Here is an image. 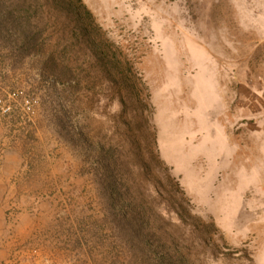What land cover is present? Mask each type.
Instances as JSON below:
<instances>
[{
  "label": "rangeland",
  "instance_id": "obj_1",
  "mask_svg": "<svg viewBox=\"0 0 264 264\" xmlns=\"http://www.w3.org/2000/svg\"><path fill=\"white\" fill-rule=\"evenodd\" d=\"M28 1L0 21V264H264V0Z\"/></svg>",
  "mask_w": 264,
  "mask_h": 264
},
{
  "label": "trees",
  "instance_id": "obj_2",
  "mask_svg": "<svg viewBox=\"0 0 264 264\" xmlns=\"http://www.w3.org/2000/svg\"><path fill=\"white\" fill-rule=\"evenodd\" d=\"M12 2V0H0V21L4 20L6 18V15L8 13L11 12L10 9H8L7 7L4 8V3H8V2ZM37 0H33V2L28 1V3L30 4L29 7L27 8V12L29 13V11L32 8L31 3H35ZM54 3L58 4L61 6V8L68 10L67 12L68 15H74L75 18H77L79 21H88V23H92V20H90V17L92 16V13L90 10L87 9V7L85 6V4L80 0L79 2V6L76 7V0H69V2L67 3L66 0H51ZM59 7V6H58ZM3 8V9H1ZM9 22H11V20H9ZM87 24V23H86ZM18 26H21L19 24H17ZM14 26V23H13ZM27 26H29V24H27ZM4 26L0 27V33L1 35H3L2 31H4L2 28ZM87 27V26H86ZM15 28V27H14ZM87 28H82L80 27V33L83 34L84 32L88 33ZM18 31V29H17ZM38 31H36V29L32 28V29H25L20 35V39L22 40V44H20V46L16 47V51L13 50V53L17 56L23 57L26 53H29L30 51H32V45H35L36 40H37V35H38ZM92 37L93 35H96L95 31L90 32ZM89 37V40L86 41L87 42V52L91 53V55L94 57L97 61V65H101V69L100 72L102 73V75H104L105 77H109L111 79V81L113 82V84L117 85V86H122L124 85V87L126 88L127 86V82L125 81H120V79L118 78L117 74L115 72H113L111 69V67H113L114 69H118V70H122V67H120V62L119 60H114L115 63L112 62V59H114L113 57H111V55L108 52L107 48H104L102 44L98 43L97 40L95 38ZM81 40H83V38H81ZM50 59L52 61L51 65L49 66V70H51L52 73H56L57 71H63L67 76H70L72 78H78L80 77V71H78V68L76 67V70H67L66 66H62V69H60L58 67V63H57V58L55 56H50ZM114 64V65H113ZM118 64V65H117ZM123 103V102H122ZM118 166L117 164H115L114 166H110L109 164H105V168H104V175H108V178L110 180V182H107L105 184V188L109 189V193L111 194V199H112V207L114 212H113V218H114V222H117L118 228L120 229V231H122V233H124L125 236H132L133 237L136 236H140L142 235V237H145L146 234H141L140 231H138L137 227L135 224H137V222H139V218L138 215H135L136 212H139L137 209H132L131 207H128L126 209H123L120 211L118 210L117 207V203L115 202L116 199H121L124 198V193L121 190V188H119V186L117 185V183H115L116 179H115V174L113 176V174L115 172H118ZM121 185V184H120ZM122 186V185H121ZM145 240V239H144ZM148 258L152 259L151 254H146ZM248 260H251L248 258Z\"/></svg>",
  "mask_w": 264,
  "mask_h": 264
}]
</instances>
